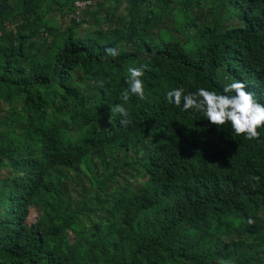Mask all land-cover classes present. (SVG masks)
Wrapping results in <instances>:
<instances>
[{
  "label": "trees",
  "instance_id": "trees-1",
  "mask_svg": "<svg viewBox=\"0 0 264 264\" xmlns=\"http://www.w3.org/2000/svg\"><path fill=\"white\" fill-rule=\"evenodd\" d=\"M74 1L0 0V264H264V128L165 101L264 103V0H89L58 29Z\"/></svg>",
  "mask_w": 264,
  "mask_h": 264
},
{
  "label": "clouds",
  "instance_id": "clouds-1",
  "mask_svg": "<svg viewBox=\"0 0 264 264\" xmlns=\"http://www.w3.org/2000/svg\"><path fill=\"white\" fill-rule=\"evenodd\" d=\"M105 55L115 57L113 48H106ZM144 65L127 68V88L123 93L126 102L129 95L144 98V85L140 77L144 75ZM242 80L233 79L218 92L205 87H198L194 92H185L177 87L168 90L165 101L179 107L181 111L200 112L211 124L222 126L225 123L231 130L244 138L256 140L260 137V129L264 128V103L258 101L253 92L246 90ZM113 110L121 117L127 116V109L122 104H115ZM121 124L127 123L122 119Z\"/></svg>",
  "mask_w": 264,
  "mask_h": 264
},
{
  "label": "rangeland",
  "instance_id": "rangeland-1",
  "mask_svg": "<svg viewBox=\"0 0 264 264\" xmlns=\"http://www.w3.org/2000/svg\"><path fill=\"white\" fill-rule=\"evenodd\" d=\"M71 13H67L66 11H54L52 12L51 14V19L54 21L55 23V26L60 29V28H63L65 26H67L69 24V20L71 18ZM87 24L85 23H82L79 28L82 29V28H87ZM35 212H34V209H31L30 210V215H29V218L30 219H34L35 217Z\"/></svg>",
  "mask_w": 264,
  "mask_h": 264
},
{
  "label": "built area",
  "instance_id": "built-area-1",
  "mask_svg": "<svg viewBox=\"0 0 264 264\" xmlns=\"http://www.w3.org/2000/svg\"><path fill=\"white\" fill-rule=\"evenodd\" d=\"M89 4V0H76L74 1V13H72V16L75 19H78L80 16V11L83 10L87 5Z\"/></svg>",
  "mask_w": 264,
  "mask_h": 264
}]
</instances>
